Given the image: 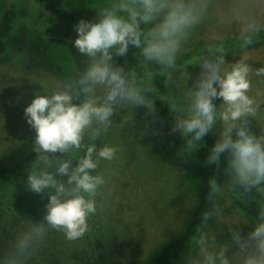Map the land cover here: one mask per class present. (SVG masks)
I'll return each mask as SVG.
<instances>
[{"label": "clouds", "instance_id": "9594fccd", "mask_svg": "<svg viewBox=\"0 0 264 264\" xmlns=\"http://www.w3.org/2000/svg\"><path fill=\"white\" fill-rule=\"evenodd\" d=\"M96 9L98 22L81 19L74 26L78 38L73 47L85 57L81 70L51 91L43 88L25 109L27 123L35 130L32 151L37 154L27 173V188L37 194L53 191L46 215L17 234L0 264H30L51 231L75 242L91 230L90 218L103 208L97 197L108 184L97 169L120 152L117 145L98 147L97 142L107 137L120 110L130 113L127 126L134 123L137 108L153 116L157 111L149 83L153 72L146 71L142 83L132 68L116 63L117 57H126L135 48L152 68L173 71L191 36L208 21L217 27L234 26L245 53L264 33V0H106ZM215 40L196 60L194 67L200 71L192 86L189 75L186 83L172 79L168 87L177 91L159 99L174 114L172 131L187 138L179 157L190 155L195 145L219 128L220 138L208 163L219 165L226 155L228 179L223 186L245 194L264 193V127L257 135L250 123L258 122L264 111V103L251 94L252 76H264V67L254 70L247 55L228 63L227 50L219 37ZM217 100L222 103L217 105ZM81 151L84 155L74 159V153ZM215 185L219 184L213 178L204 220L224 218ZM227 223L229 241L218 243L215 232L205 230L189 245L184 264H264V206H258L255 219L240 216ZM240 223L252 225L246 236L231 227Z\"/></svg>", "mask_w": 264, "mask_h": 264}, {"label": "rangeland", "instance_id": "374dc122", "mask_svg": "<svg viewBox=\"0 0 264 264\" xmlns=\"http://www.w3.org/2000/svg\"><path fill=\"white\" fill-rule=\"evenodd\" d=\"M7 0H0V19ZM106 0H65L72 12L96 13V7ZM78 22L60 19L46 10L36 0L22 3L15 27L5 53L0 55V157L11 147L35 135L25 117L28 107L43 88L51 91L57 84L74 78V65L66 42L78 33ZM219 37L220 46L237 44L234 26L217 27L208 21L199 27L178 56L192 54ZM247 55L254 70L264 67V46L248 48L246 53L228 58L235 63ZM199 66L183 73L184 83L191 87L199 74ZM252 95L264 103V76H252ZM217 105L222 100L215 101ZM264 109V104L261 105ZM128 110H120L113 117V127L97 142L98 147L107 143L117 145L120 152L111 162L102 161L97 169L108 179L97 200L103 208L90 218L91 230L81 240L66 241L62 233L51 231L30 264H148L156 258L173 238L181 235L196 209L197 199L205 176L201 169L189 167L183 170L172 167L163 158L151 135L149 122L142 114V107L135 110L134 123L126 125ZM250 121L252 130L259 135L264 127V111ZM147 127V133L143 131ZM215 142L220 129L213 134ZM235 138V137H234ZM79 158L84 152L75 153ZM227 157L222 155L220 180L226 182L224 169ZM59 178V177H58ZM225 184V183H224ZM31 192L27 179L22 184H0V259L10 249L17 234L25 230L30 221L39 222L46 215L49 192ZM230 190L218 197L224 211L222 220L214 218L206 230L217 235L218 243L231 239V220L247 216L239 210H229ZM246 236L252 230L251 223L232 224ZM188 251V250H187ZM181 254L175 264H184Z\"/></svg>", "mask_w": 264, "mask_h": 264}, {"label": "trees", "instance_id": "16d2710c", "mask_svg": "<svg viewBox=\"0 0 264 264\" xmlns=\"http://www.w3.org/2000/svg\"><path fill=\"white\" fill-rule=\"evenodd\" d=\"M26 0H7L5 11L0 19V55L6 52L9 38L15 27V23L19 16V11L22 3ZM46 10L53 12L58 18L70 20L71 22H79L81 19L96 21V13L84 14L82 12H72L66 5L65 0H36ZM75 35L66 42L67 50L72 58L74 65V77L83 67L85 57L81 56L79 52L73 47ZM206 46L201 47L192 54L177 58V64L173 71L166 69L152 68L140 55L139 50L130 48L126 57H117L116 63L118 65H125L132 68L137 77L142 83L145 82V72H153V78L149 82L154 89L153 99L156 114H148L147 110L142 107V114L144 119L149 122L152 138L154 139L163 158L172 167L176 169H186L195 167L202 170L205 179L202 189L197 199V205L193 217L188 223L184 232L173 238L161 250L160 254L151 260L148 264H175L182 253L188 250L189 245L196 242L202 232H204L215 217L204 220V213L208 211L210 205L207 200V194L210 191V181L215 178L219 185H215L217 191L216 203L218 204V197L220 194L228 191L224 187V183L220 180V167L222 166V157L219 165L209 164L208 157L210 150L215 145V139L212 133L206 135L199 144L195 145L190 155H185L181 158L177 155L185 146L187 138L183 137L179 132H173L172 128L175 123L174 114L170 111V106L159 98L165 94L176 92V89H169L168 83L172 79H176L184 83L185 77L183 73L186 70L194 67L196 60L201 58ZM264 46V33H261L252 45L248 48H255ZM228 52V58H232L241 53V41L237 44L223 46ZM247 48V49H248ZM156 133V134H154ZM35 135L27 140L21 142L10 150L5 152L0 157V184L10 183L15 185L22 184L27 179V173L33 167L36 160V153L33 152V141ZM190 139V138H189ZM56 155H61L57 153ZM74 159L78 157L73 155ZM228 177L226 178V180ZM247 201V203H245ZM219 205V204H218ZM229 210H239L248 215L251 219H255L258 206H264V193H257L253 191L251 194H245L239 189L230 190Z\"/></svg>", "mask_w": 264, "mask_h": 264}]
</instances>
